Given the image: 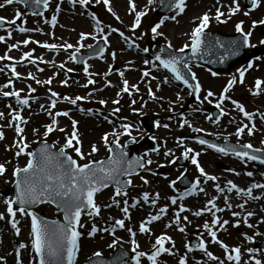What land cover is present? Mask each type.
<instances>
[{
    "label": "snow or ice",
    "instance_id": "snow-or-ice-1",
    "mask_svg": "<svg viewBox=\"0 0 264 264\" xmlns=\"http://www.w3.org/2000/svg\"><path fill=\"white\" fill-rule=\"evenodd\" d=\"M91 0H71V3L76 4L79 3L81 6H88L90 4ZM103 2L106 6H108V11L112 12V8L110 6V0H96V3ZM129 2V9L131 13H134V22L132 23L131 30L134 32L135 29H137L141 24V18L144 17L147 13L146 11H137L136 5L134 3V0H128ZM154 0H148V3H153ZM162 3L165 4V6L169 10H175L178 14L183 13L186 7V0H161ZM13 3H22L26 5L27 7H31L33 9L39 8L41 4L43 5V8L47 9L49 7L50 0H3V3H0V8H3L5 5H11ZM260 0H252V7L255 8L259 5ZM233 6L229 8L228 12V18H231L232 15L236 14L240 11V5L238 0H232ZM57 11H59V6H57ZM33 15H41L43 16V12H36L33 11ZM115 15V13H113ZM225 14L220 11V8H217L215 19L220 23H226V20H222L221 17ZM244 15H248L247 12L244 13ZM21 13L19 11H16L14 14V19L6 21L5 17H0V24H10L15 25L16 20L20 19ZM93 20L96 21V26L98 33L101 34L102 39L105 44L108 43V36L104 35V29L100 27V21L93 15ZM119 19V17H116ZM172 19L175 20V16L171 17H164L161 19L158 23H156L151 28L152 38L155 39L157 36H162L163 33L159 32L158 29L161 27V25L164 23V20ZM199 24H197L190 34L191 44H185L182 48L178 49V53H184L186 49L190 48L191 53L193 56H196L197 54L201 53L202 46L205 43V29L209 25V21L211 17L205 13L202 17H198ZM48 22V21H45ZM51 25L54 27L57 23V16L53 15L51 17L50 21ZM257 24L264 25V19L259 21H253L252 26L255 27ZM243 21L236 24V31L238 33H241L243 36V39L241 41H232L230 42V48L237 49L240 46L244 47H253L249 43V37L251 36V32L244 33L243 30ZM17 30L21 33H25L28 31H31L30 29L19 26ZM39 30V29H36ZM113 32L118 31L117 29H112ZM9 36L11 35V32L9 31ZM89 36H92L93 39H96V36L91 33H81L80 34V41H83L87 39ZM120 36L125 40L128 41L129 37L125 36L123 32H120ZM5 38L3 36H0V41H3ZM23 43L26 45L29 43L28 40L23 41ZM261 43H264V41H261ZM216 46L224 47L222 43H220L218 40L215 42ZM42 47L49 49V50H58L59 48H64L65 50L71 49L74 46L72 44H64V45H56V44H49L44 43L41 45ZM132 44H129V47H131ZM12 48H17L18 44L11 45ZM85 47L82 43H79L78 47H75V51H73L69 57V59L80 62L77 59V53H79L80 48ZM89 49L93 48V45H87ZM171 44H168V48L171 49ZM104 48H99L97 51L92 53L95 56L102 57ZM143 51L147 53L149 51L148 48H144ZM163 51V49H162ZM113 59L115 58V52L111 53ZM23 57L27 58L30 62L35 63V60L32 59V52H25L23 53ZM3 59H11V57H5L0 56V60ZM155 61H158L159 64L157 65ZM145 64L152 63L153 67L157 68H163L166 69L169 73H171L172 78L176 81H181L184 85H186L189 89L192 91L189 94H192V92L199 93L201 90V85L197 81L195 73L191 71V67L189 66L188 60L183 55H177L172 52H168L167 58H162L160 54H156L154 57V61H144ZM55 66V65H53ZM253 65L252 63H249L247 65V68H251ZM61 69L64 68V65H59ZM88 64L86 61L84 62V72L86 74L88 73ZM12 75L19 78V73L16 72L15 66H12ZM186 70V71H185ZM247 69H239V82L243 83V78L245 76V71ZM42 71V69H41ZM68 72H71L72 69H68ZM187 73L191 74V79L194 81H197L194 85L189 83V79L186 75ZM148 71L143 72V76L147 77L149 76ZM90 75V74H89ZM107 75V74H105ZM121 77H123V72L120 73ZM213 76L217 75V73L213 72ZM29 76L32 79H35L34 76H31V73H29ZM153 79H156L153 77ZM238 81L235 77L230 79L227 83V85L224 87L221 95L219 96L218 102L216 103V107L221 109V115H226L227 113L224 112V110L221 108V104L224 100L230 99L226 93L230 91V89L233 87L234 84H236ZM11 81H9V84ZM36 83H41V81L37 80ZM44 83L51 84V79L45 81ZM63 84H67V80L62 81ZM95 81L92 79L88 80V84H94ZM164 83H168V78H164ZM88 84L83 85L84 87H87ZM264 84V81L256 80L254 85L253 94H259L262 90L261 85ZM8 85H5L4 87H7ZM130 87L135 90H139L137 85H129V82L124 79L123 80V87L121 89L124 93H130ZM159 87V86H158ZM30 91H35V89H30ZM119 94V93H118ZM3 96H14L16 98V101L19 105L27 106L29 104L28 98H22L20 95V91H4L2 93ZM52 97L59 98V94L56 92L51 93ZM214 93L212 91H208L206 96L204 97L205 100L208 99V97L213 96ZM149 96L155 98L154 93L152 92L151 88H149ZM64 101L68 102L71 105H77V102L84 99V97L76 96L75 98H71L69 96H64L62 98ZM177 99H180L179 94H177ZM197 99H199V96L197 95ZM57 103V100L51 101V108H55ZM100 104H106L107 102L104 100L99 101ZM113 103H119L118 100L113 101ZM133 104H135V101H132ZM211 103V101H209ZM232 103L235 105V107L243 114L244 117H246L249 121L253 119V114L246 111L244 106L242 104H239L235 100L232 101ZM10 107V106H9ZM44 107L43 105L41 106ZM44 111L48 113L50 117H52V123L45 126V133L44 135L47 136L49 133H51L54 130H59L61 132L65 131L64 129H54L53 125L57 124V120L55 117L57 116H65L67 117L69 115L68 111H58L56 113H52L50 108H44ZM83 111V109H81ZM115 112H118L119 109H115ZM135 111V109H134ZM3 113H0V118H3ZM261 118L264 119V114H261ZM211 119V117H209ZM12 120L17 121L19 123H16L15 125V132L17 134L23 133V128L20 127V123H27L26 120L23 119V117L20 115L19 111L13 110L12 114ZM189 122L187 120H183V122L180 124V127H183L185 124H188ZM78 122L75 120L71 121L72 125V131L70 134L66 136L65 145L60 149L58 153H52L50 151L51 147L47 143H43L42 147L39 149V153H32L28 152L26 155H28L30 158L27 161V164L25 167L20 168L16 167L14 169L13 175L15 176V197L8 198L5 200L6 204V212L11 217L10 223L12 225V228L15 229L16 234L19 235L20 229L17 227L19 221L15 219L17 212H19L21 215H27L31 217V233H32V248L36 254L37 257H39V264H74L76 254L79 251V239L81 236V232L78 231V227H83V225L80 224V218L82 213H84L87 210V215L92 216H98L100 214V207L95 203L94 196L96 193L100 192L103 188H106L109 186L110 183H114L116 185L115 189V196L120 195H126L122 191L121 185L124 183L120 180L121 176H130L134 169V164L137 165L140 168H144L145 164L141 162V158H137L135 160H129L128 159V153L125 151V148L127 145H120L119 143V135L121 133L113 132L110 134H105L102 139L104 141L105 146L108 148V151L111 155L107 158V160H99V161H89L85 164H78L76 160H74L71 156L66 155L65 149L66 148H73L77 156H79L81 159H84V153L81 151V148L79 145L81 144V141L79 139V132L77 128ZM160 122L157 120L155 121V127H160ZM163 127L167 128L168 125L165 124ZM191 127V125H189ZM120 128L123 130V134H127L130 137V143H135V137H132V125L127 123H122L120 125ZM245 129L248 131V135H252L255 130V125L253 124L251 127H249L248 124H243L242 126H239L236 130L235 135L237 137H240L244 132ZM35 131V130H34ZM193 131L200 132L202 129L194 128ZM112 135L116 137L114 143V147L109 145L108 142V136ZM3 138V132H0V139ZM154 139V137H153ZM24 140V137L21 135V139L19 143H22ZM73 141H75V146L73 144ZM199 144L201 145H207V147L214 149L215 151L219 153H223L224 155H228L229 153L235 155L241 160L246 161H259V163L264 164V149L262 148H254L251 143H246L242 145H230L226 144L225 146H219L215 143H210L208 140L205 139H199ZM182 143V141L180 142ZM264 143V141H262ZM19 146V145H18ZM27 145L24 144L23 147H19V150L17 151L16 155L19 156L22 153H24V148H26ZM158 150V149H157ZM98 151L95 145H92L91 152L95 153ZM193 153V149L191 148H185L183 152V156L185 159H191V163L196 166V168L199 170V173L201 176L205 178V181H215L218 178L212 175H208L203 167L199 164L197 160V156L200 155V153H195L190 156V154ZM170 150L165 153V155H170ZM259 154V155H258ZM91 155V153H89ZM39 157V158H38ZM63 158V159H62ZM175 161H173L174 163ZM147 164H151L152 161L148 160L146 162ZM6 171L5 165L0 164V175H3ZM234 171V170H232ZM239 173H237L238 175ZM246 175L251 177L253 175L252 172H247ZM147 183V181H144ZM131 181H127V184H130ZM200 180L197 178L195 183L192 185V189L185 192L180 198L183 199V196L191 195L193 191L199 186ZM228 188L227 191L231 192L235 190L237 194H243L251 199H260L258 196H253L252 192L255 188H264V184L259 183H253L251 186H249L246 190L241 189L237 187L235 183L232 181H228ZM172 185H175V181H172ZM217 192H224L225 189H222L219 184L216 186ZM201 192L204 191L203 188L199 189ZM150 199L149 194L145 192L143 194V200L144 202H148ZM156 199H159V194H156ZM156 199H153L151 203L154 205L156 203ZM45 202H52L57 205V207L63 212L64 214V221L65 223H60L59 221H45L41 220L37 217L35 212L30 211V208L32 205L39 204V203H45ZM114 203H118L114 200ZM125 205H127V201H124ZM172 204L177 203V199L173 197L171 199ZM246 203V201H245ZM207 204L211 205V208H208L207 206L201 210L194 213L196 216H200L202 214V211H209L211 212L212 209H216V211H222L223 209H219L216 207L215 200L210 199L207 201ZM225 204L227 207L231 208V205L228 203V197H225ZM14 205L18 206L14 209ZM111 206V205H109ZM135 206V205H133ZM238 207L243 208L244 204L238 205ZM186 209L181 205L180 211H185ZM122 211L127 216L129 209L127 206H125ZM166 208H161L159 210V213L157 215H150L148 219L144 222H141L139 225V232L140 233H150V229L147 227L148 224H151L153 221L159 220L161 218V214L166 213ZM233 216H239L240 213L233 212ZM254 215L252 212H248L247 216L244 219V223L247 224L248 227H253V225L247 223V217H251ZM213 220L211 224L208 222H205L203 224V228L207 230L208 234L210 235L212 242L218 244L225 252L226 259L230 262H234V264H240L241 260V250L239 247L235 248H229L228 245L224 244L222 241H220L217 238V232L212 230L213 225L219 224L221 227L228 224V221L225 220L221 222L219 218L215 217L213 214ZM4 214L0 213V220H3ZM185 220H187V217H184ZM177 224L180 223L179 213L176 214V221ZM240 221H237L235 226H239ZM115 225L119 226L120 228H123L124 220L118 219L115 221ZM99 229L95 225L91 227V230L89 232V235H95L96 232ZM104 231H108V229H104ZM113 233L115 231V228L112 229ZM128 231L132 234V236H135V233L132 232L131 229H128ZM179 231L184 232L185 228L180 227ZM246 239L251 241L252 237L246 236ZM171 238L166 235H161L156 238L155 242L152 245L153 251L151 254H146L142 251H137L139 245L136 243V241L133 239L132 244L134 245L132 251L135 253V256L133 257L135 264H140L141 257H144L147 255V258L152 262V264H157V257L164 252H168L171 254V249L165 248L164 243L165 241H170ZM116 241L114 240L112 244L109 245L110 248L116 246ZM26 245L21 243L19 245V248H25ZM197 247L201 250H203L207 256L212 260L219 261V264H224V261H220L218 257L214 256L211 252L207 251L205 242L203 239H200L198 242ZM192 247H188V251H192ZM257 250L253 248L247 249V252L250 254V259L254 260V264H262V261L260 259H256L254 255ZM95 257L99 258L102 256L100 252H96L93 254ZM121 255H126V253H122ZM2 259V258H0ZM17 264H21L19 260V253L17 252ZM93 264H108V262H105L103 260H98L96 262H93ZM121 264H124L123 261H121ZM179 264H186L185 259H181L179 261Z\"/></svg>",
    "mask_w": 264,
    "mask_h": 264
},
{
    "label": "rangeland",
    "instance_id": "rangeland-1",
    "mask_svg": "<svg viewBox=\"0 0 264 264\" xmlns=\"http://www.w3.org/2000/svg\"><path fill=\"white\" fill-rule=\"evenodd\" d=\"M91 1H92V6L97 7V10H98L97 18L98 19L102 18L101 20H107V22L109 23V26L113 29H117L118 31H121L125 28L131 29L132 23L134 22V13H131L130 9L129 10L126 9V7L129 6L128 2L124 0H112V3L110 5L112 8V12H109L108 6H106L103 2L96 3V0H91ZM158 1L159 0H154L153 3L149 4L148 0H134V3L136 5V10L146 11L147 14L141 18L140 26L137 29H135L136 38H132V37L125 35L129 37V40L125 41L122 37L121 38H117V36L112 37L111 39L112 48L110 49V53L115 52V58L114 59L112 58V60H109L108 63H105L103 66L100 64L94 65L93 78L95 77V80L98 83V85L101 83L109 84L112 81V78H108L107 64H112V62H115L121 67H123L124 64H125V67H127V64L125 62V60L127 59V56L125 54L121 55V53L123 51H128V46L132 42H133V46H139L140 48H148L149 46H155L159 43H166L167 45L170 43L173 49H180L185 44H190L191 31L197 24H199V19L197 18L202 17L205 13H207L211 17L209 21V25L205 29L206 31L233 33V32H236V27H235L236 24L243 21L242 27H243L244 33L251 32V36H250L251 41L253 42L258 41L264 34V33H261L260 31L247 30L249 29V25L252 24L253 21H259L260 19L264 18V6L259 7L258 5L259 8L256 7L253 11H247L244 8L243 0H238L239 5H240V11L232 15L231 18H228L229 8L233 6L232 0H186V7H185L184 12L178 14L174 10L171 14H169L167 17L175 16L176 19L175 20H172V19L164 20V23L158 29V31L163 33V35L157 36L155 39H153L151 28L156 23H158L161 19L164 18V17L156 16V9L158 7ZM57 4H59L62 9L61 16L63 18V22L65 23V25H67V27H64L65 29H61V32L55 34L53 37H51L52 39L50 40H54L56 38H59L60 40H64L67 38L73 39V38H76L79 30L86 31L85 26H83V23L87 22L85 20L87 18V15H86V11L83 9L84 7L82 8L79 3H76V4L71 3V0H55L53 4V8L55 7L54 5H57ZM13 8H14L13 6L5 5L4 12H8L9 10ZM217 8H220V11L225 14L224 16L221 17V19L226 20L227 21L226 23H220L215 19ZM4 12L0 11V15H2ZM245 12H247L248 15H244ZM113 13H115V15H113ZM116 17H119V19H117ZM27 22L28 24L33 25L36 21L27 20ZM37 27H38V24H37ZM8 37H12V35ZM17 52H20V50H17ZM96 66L100 68L99 71L96 69ZM154 70H155V67H153V65L144 67L142 69L137 68L134 73L129 74V76L127 74L126 76H124V78L128 76L126 78L128 82L131 81L129 77H132L135 80H139V79L142 80L144 71H148L152 75L156 76L154 73H152ZM201 75L205 81V85L207 86L206 81L210 80L209 77L204 73ZM102 77H107V78L102 79ZM159 77H162V75ZM53 84L55 85V83ZM144 84H145L146 96L156 101V102H152L154 103V106H153V110H151L150 112L152 113L156 109L158 110L157 113L165 114L163 110L159 111V109L161 108L159 104H157V102H161V105L163 107L164 106L165 108L168 107L166 106L167 102L163 101L167 97L161 96V93H158V91H156L155 89V86L158 84V82L154 81V79L152 81H149L148 76H147L145 77ZM149 88H151L152 92L154 93L155 98L149 96ZM117 92L118 91L116 90H113L110 92L106 91L105 94H102L101 99H105L107 101L106 96L112 97V95H114ZM174 97L175 96H173V98ZM85 106L89 108L90 105L87 104ZM44 108H50L53 114L58 111L60 112L63 111L61 106L51 108V106H48L45 104ZM99 108L100 107L98 106V109ZM102 108L109 109L110 107L104 106L102 104ZM17 111H19L23 119L27 121L26 124L20 123V127H22L24 130L22 134H17L15 132V125H16L15 122L9 121V120H6L5 122L0 121V123L2 124V127L0 128V132H3V138L0 139L2 143L1 145L3 147V149L0 151V164H4L6 168V171L4 172V174L0 175V184H1L0 186V213H3L5 217L3 220H0V226H1V229H0V258H2L0 259V264H17V252L19 253V260L21 264H38L34 250L32 248L31 221L29 217L27 215H21L19 212H17L15 219L19 221L17 227L20 229L19 235H17L15 229L12 228V225L10 223L11 217L6 212L5 200L8 195L11 198L12 192L10 190L15 180V176L13 175L14 169L16 167L23 168L27 164L29 156L26 155V153L30 152L32 147H34L39 141H42V140H48V141L52 140L53 143L55 144V147L62 148L63 147L62 139H63L64 132H61L59 130H54L51 133H49L47 136H45L44 135L46 131L45 126L48 124H51L49 122L52 121V117H50L48 113H44V115L41 118L35 120L33 118L28 117L27 112L24 110V108H19L17 109ZM59 117L62 118V116H59ZM180 120L181 119H177L176 121H174V130L177 129L176 123ZM160 125H161L160 127L165 129V127H163V124L160 123ZM80 127H81V132L83 133V136H85V138L86 136L89 138V142H87L88 147L89 145L93 143V145H95L96 147H99V149L102 150V146L100 147L98 144L104 143L102 137L105 134H109L107 130V124L99 119L84 118L82 119ZM183 127L185 128L179 129V131L184 130L187 132V130L190 129V127L187 125H184ZM56 129H60V127ZM88 129H90L91 131L89 132ZM179 131L178 133H176V136L181 135ZM21 135L24 137V140L22 143H19L21 139ZM108 139L110 140L111 137L108 136ZM178 141H181V139H179ZM24 144L27 145V147L24 148V153H22L19 156H14V157L13 155L10 156V151L7 148L8 145L11 147H14V146L17 147L18 145L19 147H23ZM185 144L187 145L186 142ZM18 150L19 149H16V151ZM259 179L261 178L259 177ZM256 183H261V182H256ZM155 184H159V182H155ZM153 187L154 185L152 182H147V183L132 182L131 190L133 191L128 192L129 193L128 195H120V196H115V194L99 195L98 198L95 200V203L100 207L102 218H100V215L92 216L94 220L91 223V219L89 218L90 216H88L87 213L83 215L81 225H83L84 229L83 227L78 228V231L81 232V236L79 239V244L81 248L78 251V259L76 261V264H83L87 260V258L91 257L96 252H100L101 254L107 255L115 247L121 246V245L132 250L134 247V245L132 244L133 239L139 245L137 251H142V252H145L146 254H151V252L153 251V248H152L153 243L155 242L156 238L161 235H166L171 238L170 241H165L164 243L167 248L171 249V254H169L168 252L161 253L157 257V264H179V261L182 258L186 260V264H201L202 261L205 264H219V261L217 260H213L214 262L202 260V257H207V254L203 250H201L200 252L188 251L187 241L191 236H194V235L188 234L186 232L187 229H185L184 232H181V231L172 232L171 228H168V227L167 228L166 227L157 228V226L155 225L156 230L160 229L161 231H156L155 228H153V229H150V233L142 234L139 232V233H135L134 237L132 236L131 233L130 234H127L124 232L100 233L99 230L96 232L95 235H89V232L93 225H95L97 229L104 227V226H108L107 220L109 221L113 220L115 222L118 219H123L124 223H126V225H129V227L132 228L134 222H137V223L143 222V221H146L150 215H157L158 213L155 210L146 206L145 207L146 209L152 210V211H148L146 213H143L140 210L134 211V214L131 215L133 218L131 222H129L128 220H126L125 218L126 215L122 211V209L126 205L114 203V200L116 202H120L122 200H125V198H131L132 200H134V202H138L143 199V196L138 197L137 194H142L143 191H153ZM164 187H165L164 190L168 191L170 199L175 197L177 201L179 202L182 201L178 208L176 205H174L176 209L178 210V212H182L180 211V206L182 205L183 207L186 208V205H189L187 203H184L185 201L184 199L186 196H183V199L180 198L182 194H184L185 190L180 189L179 187L176 186V184L174 186L171 185V187H168V188L166 187V184H165ZM140 188L141 190H139ZM154 194L156 196L155 191H154ZM165 198L168 199V196L165 195ZM109 205L115 208H110L106 210L108 208L107 206ZM37 212L47 218H55V214H54L55 209L51 205H48V204L41 205L40 207H38ZM128 214H130V210ZM176 214L177 212L171 213L170 221H176ZM242 220L244 221V219ZM252 220L253 218H247V223L251 224ZM155 222L158 223L159 220L153 221L152 223H155ZM152 223L150 224L151 227H153ZM256 233L259 234L258 236H260V233L264 234V222L259 225L258 230H256ZM204 236L205 235H202L201 237L205 242L208 252H211L214 256L218 258L220 254L223 257V260L220 258L219 260L224 261V264H233V262H230L226 259V254L224 250L218 244L212 242V239L209 234H208L207 240L204 239ZM217 238L220 241H222L224 244L228 245L230 249L235 248V247L240 248L241 250L240 264H254V260L250 259V254L247 252V249L252 248V247L248 244L247 240H244L241 238V236L237 235L235 230L233 233L225 232V233L217 234ZM263 238H264V235L262 236V239L260 240V242L264 243ZM114 240L117 242L116 246L110 248L109 245L112 244ZM236 242H239V243L235 244ZM240 242L241 243L243 242L249 246L241 245ZM21 243L25 244L26 247L22 249L19 248V245ZM209 243H211V246H216L213 248V250L215 251H212V250L210 251ZM178 244L182 245L184 249L183 252L178 251V248H177ZM252 255H254L256 259H260L262 261V264H264V252L256 251ZM129 264H135V261L134 263L129 262ZM140 264H152V262L147 258V255H145L144 257H141Z\"/></svg>",
    "mask_w": 264,
    "mask_h": 264
},
{
    "label": "flooded vegetation",
    "instance_id": "flooded-vegetation-1",
    "mask_svg": "<svg viewBox=\"0 0 264 264\" xmlns=\"http://www.w3.org/2000/svg\"><path fill=\"white\" fill-rule=\"evenodd\" d=\"M254 68H256L257 70H259L262 73H264V61L263 62H260V63H257L256 66H254Z\"/></svg>",
    "mask_w": 264,
    "mask_h": 264
},
{
    "label": "water",
    "instance_id": "water-1",
    "mask_svg": "<svg viewBox=\"0 0 264 264\" xmlns=\"http://www.w3.org/2000/svg\"><path fill=\"white\" fill-rule=\"evenodd\" d=\"M254 54H251V56L250 57H252ZM242 61V57L241 58H239V59H237L236 61H234V62H232V63H230L229 65L232 67L233 65H236V64H238V63H240Z\"/></svg>",
    "mask_w": 264,
    "mask_h": 264
},
{
    "label": "bare ground",
    "instance_id": "bare-ground-1",
    "mask_svg": "<svg viewBox=\"0 0 264 264\" xmlns=\"http://www.w3.org/2000/svg\"><path fill=\"white\" fill-rule=\"evenodd\" d=\"M57 124H58V123H57ZM57 124H56V125H57ZM226 183H227V182H225V184H226ZM225 184H224V186H225ZM0 229H1V226H0Z\"/></svg>",
    "mask_w": 264,
    "mask_h": 264
}]
</instances>
